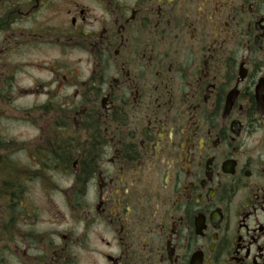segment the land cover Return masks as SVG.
Wrapping results in <instances>:
<instances>
[{
	"label": "flooded vegetation",
	"instance_id": "flooded-vegetation-1",
	"mask_svg": "<svg viewBox=\"0 0 264 264\" xmlns=\"http://www.w3.org/2000/svg\"><path fill=\"white\" fill-rule=\"evenodd\" d=\"M11 60L0 97L25 70L43 101L0 264H264V0H0ZM31 187L68 228L32 230Z\"/></svg>",
	"mask_w": 264,
	"mask_h": 264
},
{
	"label": "rangeland",
	"instance_id": "rangeland-1",
	"mask_svg": "<svg viewBox=\"0 0 264 264\" xmlns=\"http://www.w3.org/2000/svg\"><path fill=\"white\" fill-rule=\"evenodd\" d=\"M14 65L15 63L12 60L10 66L0 65V78L9 76V71L14 68ZM32 75L36 74L32 73ZM40 77L48 79L49 73L41 74ZM28 81L25 70L16 73L14 77L15 94L12 97L8 95L0 97V156L2 159L13 162L12 164L18 170L24 168L28 156L37 155L35 151L37 149L35 146L37 145L35 142L37 131L24 121L22 112L23 109L40 104L43 99L24 97L23 94L19 93L23 88H26ZM28 197L36 206V210L32 212L37 215V220L35 228L32 230L39 232L45 229L48 234H53L57 229L68 228L71 222L68 211L63 206L62 195L49 193L48 191L43 193L38 187H31ZM51 202L55 205L51 206ZM0 212H2L1 209ZM17 229L22 232L20 224L17 225ZM0 245H3V243Z\"/></svg>",
	"mask_w": 264,
	"mask_h": 264
},
{
	"label": "trees",
	"instance_id": "trees-1",
	"mask_svg": "<svg viewBox=\"0 0 264 264\" xmlns=\"http://www.w3.org/2000/svg\"><path fill=\"white\" fill-rule=\"evenodd\" d=\"M1 160H2V158L0 157V162H2ZM2 165L6 166L4 162H2ZM4 166H3V167H4ZM2 187L5 188V185L2 184ZM5 195H6V193H5L4 191H0V197H3V196H5Z\"/></svg>",
	"mask_w": 264,
	"mask_h": 264
}]
</instances>
